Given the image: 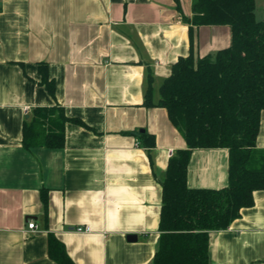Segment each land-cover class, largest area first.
<instances>
[{
  "label": "crops",
  "instance_id": "1",
  "mask_svg": "<svg viewBox=\"0 0 264 264\" xmlns=\"http://www.w3.org/2000/svg\"><path fill=\"white\" fill-rule=\"evenodd\" d=\"M192 2L0 0V264H58L50 236L75 264H153L162 183L187 144L165 109L144 106L149 79L158 103L193 43L196 57L214 58L232 42L228 26L188 23ZM255 3L264 20V0ZM40 63L56 82L55 99L40 85ZM56 105L87 127L67 123L61 149H25L24 122ZM228 185V149L192 151L189 188ZM254 198L228 229L210 233V264H264V191Z\"/></svg>",
  "mask_w": 264,
  "mask_h": 264
},
{
  "label": "trees",
  "instance_id": "2",
  "mask_svg": "<svg viewBox=\"0 0 264 264\" xmlns=\"http://www.w3.org/2000/svg\"><path fill=\"white\" fill-rule=\"evenodd\" d=\"M192 11L188 23L193 27L228 26L232 42L214 58L196 57L193 43L190 55L179 58L160 87L158 103L149 79L144 106L165 109L187 144L171 157L162 183L161 237L153 264H210V233L228 229L243 209L255 205V192L264 191V150L258 147L264 112V20L257 19L255 0H193ZM38 71L40 85L55 99L49 66L40 63ZM69 122L85 126L58 105L35 108L32 119L24 122L25 149L63 148ZM144 136L154 148L155 137ZM195 149H228V187L189 188ZM41 198L47 210L46 190ZM49 254L58 264H75L54 236Z\"/></svg>",
  "mask_w": 264,
  "mask_h": 264
},
{
  "label": "built area",
  "instance_id": "3",
  "mask_svg": "<svg viewBox=\"0 0 264 264\" xmlns=\"http://www.w3.org/2000/svg\"><path fill=\"white\" fill-rule=\"evenodd\" d=\"M171 155H172V152H171ZM28 227H29V230H31L32 232H35V230L37 229V226L34 222H30ZM76 231L79 233H89L91 230L89 227H86V228L79 227L76 229Z\"/></svg>",
  "mask_w": 264,
  "mask_h": 264
},
{
  "label": "water",
  "instance_id": "4",
  "mask_svg": "<svg viewBox=\"0 0 264 264\" xmlns=\"http://www.w3.org/2000/svg\"><path fill=\"white\" fill-rule=\"evenodd\" d=\"M137 238H136V236H129L128 237V240H130V241H132V240H136Z\"/></svg>",
  "mask_w": 264,
  "mask_h": 264
}]
</instances>
